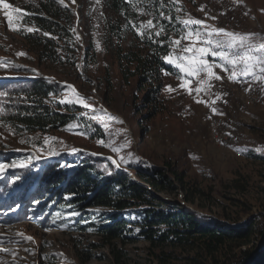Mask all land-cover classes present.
Listing matches in <instances>:
<instances>
[{"label": "rangeland", "instance_id": "obj_1", "mask_svg": "<svg viewBox=\"0 0 264 264\" xmlns=\"http://www.w3.org/2000/svg\"><path fill=\"white\" fill-rule=\"evenodd\" d=\"M25 1L4 0L20 10ZM78 1L87 11L94 10L93 18H96L93 22H84L82 28H85L86 37L80 26L75 25L83 52L88 39L93 42L96 52L95 66L89 67V73L79 72L80 75L72 67L39 63L31 51L32 46L20 35L28 27L14 18L13 24L19 31L10 30L4 15L9 10L0 7V61L4 62L0 79L49 80L68 89L60 100L75 99L68 87L73 86L92 108L78 103L71 105L79 106L88 117L89 130L100 129L105 134V139L97 140V135L86 137L80 129L70 127L36 138L17 137L0 129V164L7 165L0 170V249H8L7 252L0 251V264H117V251L125 255L126 264H244L247 259L243 251L252 250V253L258 246L261 245L259 251L264 247V81L252 76L229 80V73L216 68L223 79L212 81L213 87L197 94L198 81L206 78L205 74L188 77L170 64L175 73L165 75L164 88L154 97L159 98V103H149L146 101L147 88L141 90L139 80L134 79L128 85L122 79L115 58L118 40L112 39L114 49L107 44L104 22L98 15L102 9L101 0ZM196 2L195 6L182 3L187 5V10L182 11L184 19L189 16L200 19L207 27L192 25V30L200 28L210 32L216 28L238 34L251 33L255 34L253 43L264 44V0ZM63 4L74 12L79 9L77 0H63ZM129 40L130 37L119 42L126 47ZM191 43L182 39L180 45H174L170 55L174 59L191 55L183 51ZM21 52L25 55H18ZM207 59L220 64L215 61L218 57L209 56ZM182 78L191 80V94L188 89L180 87ZM168 86L174 91H168ZM101 108L123 123L108 120L105 116L103 119L109 123L105 129L99 119L90 118L101 116ZM213 108L217 112H213ZM155 109L158 113L153 117ZM47 137L56 139L46 145L44 139ZM21 140L26 142L21 143ZM98 141L105 144L111 141L115 146L130 142V146L116 153ZM72 149L108 159L116 167L119 164L117 169L127 172L136 181L135 169L159 170L172 176L173 172L168 169L172 168L184 174L187 192L151 189L155 201L162 207L151 206L166 212L177 207L194 214L202 224L236 230L252 227L254 235L250 243L243 246V242L219 245L199 236L190 237L183 245L172 242L152 244L140 236L141 229L137 225L134 229L137 240L124 245L119 240L106 244L93 228L80 233L77 227L88 224L83 219L84 211L63 204L60 199L43 198V195L35 194V187L29 180L14 177L21 169L36 170L35 156L39 160H54L73 154ZM13 161L26 166L13 167ZM13 178L24 185L21 191L19 187L14 189L15 194H21L19 197L1 189ZM186 194L194 199L193 203L185 201ZM142 210L141 207L124 210L121 216L139 224L143 218L139 214ZM110 212L95 208L86 210L95 216L96 225L106 223ZM130 236L125 233L124 240Z\"/></svg>", "mask_w": 264, "mask_h": 264}, {"label": "trees", "instance_id": "obj_2", "mask_svg": "<svg viewBox=\"0 0 264 264\" xmlns=\"http://www.w3.org/2000/svg\"><path fill=\"white\" fill-rule=\"evenodd\" d=\"M183 2L190 6L197 3L196 0L100 2L102 9L98 15L104 22L107 44L114 49L112 39L118 40L115 58L122 79L128 85L134 79L139 80L141 90L147 88L146 101L149 103H159V98L154 97L162 92L165 75L175 73L164 57L173 51L174 44L171 41L180 39L186 31L185 26L179 22L185 18L182 11L187 5L182 4ZM77 3L79 9L74 12L59 0H26L23 2L21 13L14 14V18L19 15L20 18L16 21L33 29L32 32H27L25 28L20 35L32 46L31 51L39 63L72 67L80 75L79 72L89 73V67L95 66L96 52L93 42L89 39L83 52V46L75 31L76 20L79 17L78 25L86 37L85 28H82L84 22H93L96 18H93L94 10L87 11L83 3L78 0ZM165 17H171V21ZM149 19L153 20L155 27L143 29L142 37L137 29ZM161 25L164 26V31L160 37H156L155 32ZM129 37L128 46H122L119 40ZM215 61L222 63L219 59ZM65 91L68 89L46 79L7 81L0 87V93L4 94L0 95V107L4 109L2 115L0 114V129H5L8 134L13 133L17 137L27 135L41 138L61 129L76 127L86 137L94 138L97 135V140L105 139V134L100 129L89 130V119L79 106L60 103ZM155 111L153 117L158 113L157 109ZM94 127L97 128V125ZM35 167L34 171L21 169L14 177L29 180L30 185L35 187V194L43 195V198L60 199L63 204L84 211L83 219L87 220L88 224L85 227L79 225L78 231L86 233L93 228L106 244H111L113 240L122 241L124 245L134 242L137 240V235L134 234L137 225L141 229L140 236L152 244L172 242L183 245L189 242L190 237L199 236L219 245L226 242H243V246L249 244L254 235L252 227L227 229L216 224H202L196 220L194 214L177 207L170 212L156 208L162 207V204L155 201L151 189L158 192H187L184 174L177 173L172 168H168L173 172L172 176L159 170L135 169L134 174L138 179L136 181L127 172L119 171L112 161L83 151L67 154L45 164L39 162ZM18 187L21 191L23 182L13 178L3 189L6 193L19 197L21 194L14 193V189ZM185 201L193 203L194 199L186 194ZM154 204L155 207L151 206ZM138 207L143 208L139 213L143 216L139 224H133L121 216L124 210ZM91 208L112 212L108 215L106 223L96 225L95 216L86 213V210ZM125 233L134 235L124 240ZM113 251L116 252L115 249ZM251 251H243L244 258L247 259ZM116 255L117 264H126L123 260L125 255L121 251H117ZM250 264H264V247Z\"/></svg>", "mask_w": 264, "mask_h": 264}, {"label": "snow or ice", "instance_id": "obj_3", "mask_svg": "<svg viewBox=\"0 0 264 264\" xmlns=\"http://www.w3.org/2000/svg\"><path fill=\"white\" fill-rule=\"evenodd\" d=\"M60 3H63V0H59ZM0 7L7 9L4 15L7 17V23L10 30L19 31V28L13 24L14 14L21 13L19 8H13L12 5L5 3L4 0H0ZM203 10V9H201ZM179 11V9H178ZM20 16H15V19L19 20ZM171 21V17H165ZM179 19V18H178ZM179 22L185 26V34L181 36L180 39L171 41L174 45H180L182 39L192 41L191 45L183 49L186 53H191V55H185L177 58H173L171 55L164 57L167 63L174 64L181 72L185 73L188 77H200L201 73L205 74L206 78H200L198 83L199 86L195 89V92L199 94L202 91H206L213 87L212 81H220L223 79L215 69L221 68L224 72L229 73V80H237L239 77H249L252 76L257 80L264 81V44H255L252 42V36L255 34H238L233 32H228L224 29L213 28L210 32L202 31L200 28L195 30L191 29L192 25L201 26L204 25V21L200 19H195L189 16L187 19L179 20ZM153 20L149 19L146 24L141 23L140 27L137 29L139 35L143 37L144 32L142 31L145 28H154ZM206 28L207 26L204 25ZM27 32H32V28H27ZM164 31V26L161 25L160 29L155 32L156 37H160ZM45 35H48L45 33ZM149 38L152 36L149 34ZM163 43V41H160ZM200 45V46H198ZM18 55H25V53H18ZM218 57L222 62L217 64L215 62H209L207 57ZM180 62H177V61ZM3 62L0 61V64ZM16 67H20L17 65ZM167 74V73H165ZM183 79V78H182ZM191 83L190 79H183V83L180 87L186 88L191 94L192 89L189 88ZM71 88L75 99L61 100L60 103H78L85 108H92V106L87 103L86 98L80 96L76 92L75 88L71 85L68 86ZM168 91H174L171 86H168ZM0 95H4L0 93ZM219 98V97H218ZM201 102V101H197ZM4 109L0 107V114H2ZM94 111V109H93ZM213 112H217V109L213 108ZM101 116L93 115L91 119H99L103 124L105 129H108L109 123L103 117H108V120H113L118 123H123L118 117L112 116L107 110L101 108ZM11 131V129H9ZM55 137H47L44 139V143L47 145L50 141L55 140ZM21 143L26 141L21 140ZM105 147H110L113 152L119 153L125 147L130 146V142L125 144H120L115 146L114 142H109L107 144L104 141H98ZM51 151V150H50ZM73 152H76V149H72ZM53 155L58 153L52 152ZM123 159V157H121ZM15 166H26L22 163L18 164L13 161L12 165ZM7 165L0 164V170H3ZM119 167V164H117ZM23 235V234H20ZM27 240H32V237H25ZM0 251L7 252L8 249H0Z\"/></svg>", "mask_w": 264, "mask_h": 264}, {"label": "water", "instance_id": "obj_4", "mask_svg": "<svg viewBox=\"0 0 264 264\" xmlns=\"http://www.w3.org/2000/svg\"><path fill=\"white\" fill-rule=\"evenodd\" d=\"M78 23H79V18H77V21H76V24H78ZM260 246H261V245H260ZM260 246H258V248H257L256 251L252 252V253L249 255V257H248L247 260L244 262V264H249V263L252 261V259L254 258V256L258 253Z\"/></svg>", "mask_w": 264, "mask_h": 264}]
</instances>
